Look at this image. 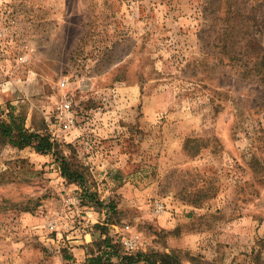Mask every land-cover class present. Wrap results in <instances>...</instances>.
<instances>
[{"label":"rangeland","instance_id":"obj_1","mask_svg":"<svg viewBox=\"0 0 264 264\" xmlns=\"http://www.w3.org/2000/svg\"><path fill=\"white\" fill-rule=\"evenodd\" d=\"M225 2L0 10V124L33 135L0 128V264H264V69L227 48ZM131 235L141 256L121 261Z\"/></svg>","mask_w":264,"mask_h":264},{"label":"trees","instance_id":"obj_2","mask_svg":"<svg viewBox=\"0 0 264 264\" xmlns=\"http://www.w3.org/2000/svg\"><path fill=\"white\" fill-rule=\"evenodd\" d=\"M225 5H227L228 11V22L229 25L226 29H224V32L227 33L229 39L226 45L229 49H237L236 46H239L241 50H255L256 56H255V63L254 68L256 71H258V74H261V71L264 69V54L262 55L263 48L258 43V40L254 35L250 33V24L251 22L256 18V15L253 13L254 9L257 8H264V0H226ZM233 19L232 22H230ZM243 24H240V23ZM245 53V52H244ZM245 57H242L244 59ZM261 78V77H260ZM0 128L2 129L4 135H7L10 137V142H12L15 146H24L30 144V137H32V134L24 133L22 130L19 131L18 136L15 138L11 136L12 128L9 125H5L4 123L0 124ZM47 141L46 137H40V144L37 145V149L40 151H46L48 147H46L45 142ZM207 170V169H205ZM209 171V169L207 170ZM64 173L66 176L72 177L73 175H70L67 170L64 169ZM220 190L219 181L217 179L216 175H212V179L205 183L202 187H198L197 197L195 199H192L191 203L192 205H200L204 200L206 199H212L216 197ZM107 249L109 251H112L113 253L115 250H117V247H114V245L107 246ZM141 253L136 252L133 254H124L121 257V261L125 259H135L138 258ZM101 261V257H95L89 260L90 264H97Z\"/></svg>","mask_w":264,"mask_h":264},{"label":"built area","instance_id":"obj_3","mask_svg":"<svg viewBox=\"0 0 264 264\" xmlns=\"http://www.w3.org/2000/svg\"><path fill=\"white\" fill-rule=\"evenodd\" d=\"M8 2H9V0H0V10L5 8ZM62 85L63 86L65 85L64 82L62 83ZM156 213L157 214L165 213L164 205L157 204ZM125 229H126V231H129L130 230V226L126 225ZM122 245H123V249L125 251V254L136 253L138 248H139L137 237L132 236V235L129 236V237H123Z\"/></svg>","mask_w":264,"mask_h":264}]
</instances>
